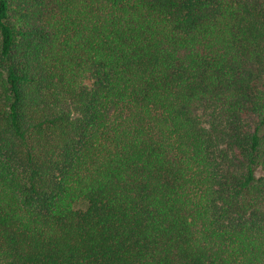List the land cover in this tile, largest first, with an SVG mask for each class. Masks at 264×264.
Instances as JSON below:
<instances>
[{
  "label": "trees",
  "instance_id": "obj_1",
  "mask_svg": "<svg viewBox=\"0 0 264 264\" xmlns=\"http://www.w3.org/2000/svg\"><path fill=\"white\" fill-rule=\"evenodd\" d=\"M0 264H264V0H0Z\"/></svg>",
  "mask_w": 264,
  "mask_h": 264
}]
</instances>
